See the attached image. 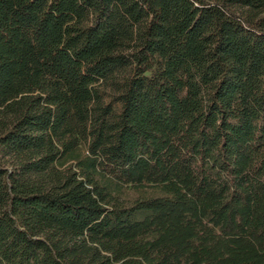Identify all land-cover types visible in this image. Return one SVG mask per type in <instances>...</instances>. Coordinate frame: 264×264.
<instances>
[{
    "label": "trees",
    "instance_id": "obj_1",
    "mask_svg": "<svg viewBox=\"0 0 264 264\" xmlns=\"http://www.w3.org/2000/svg\"><path fill=\"white\" fill-rule=\"evenodd\" d=\"M0 264H264V0H0Z\"/></svg>",
    "mask_w": 264,
    "mask_h": 264
}]
</instances>
